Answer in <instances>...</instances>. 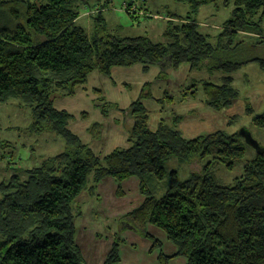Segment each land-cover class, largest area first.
Wrapping results in <instances>:
<instances>
[{
  "label": "trees",
  "instance_id": "16d2710c",
  "mask_svg": "<svg viewBox=\"0 0 264 264\" xmlns=\"http://www.w3.org/2000/svg\"><path fill=\"white\" fill-rule=\"evenodd\" d=\"M140 1L141 7L144 3L136 0L137 8ZM175 2L188 12L176 26L168 25L166 45H153L145 37L110 34L102 16L108 0H0V104L13 101L28 109L32 134L52 133L65 144L61 153L32 168L18 169L0 184V264H81L72 203L89 178L97 183L104 177L139 178L146 196L128 214L129 223L139 231L146 224L159 228L186 264H264V149L224 186L213 170L222 165L232 171L245 157L237 134L216 130L186 140L163 122L150 131L137 99L127 112L132 122L128 146L100 158L69 131V114L52 106L54 94L72 95L94 70L108 75L114 67L136 63L143 68L156 64L176 68L207 62L218 51L228 50L239 33L261 34L264 0ZM210 5L232 8L218 35L226 38L224 46L210 44L196 30L195 17ZM83 14L91 20L90 33L77 24ZM127 15L140 17L136 12ZM141 16L152 19L147 12ZM243 45L241 41L235 46ZM259 63L264 68V60ZM237 65L219 68L229 72ZM231 84V76L221 78L220 84H202L203 100L211 110L225 109L237 99ZM247 116L254 128L264 131V109L259 115L249 110ZM171 157L206 163L181 181L176 171L165 170ZM149 176L169 181L164 195L148 196L143 179ZM166 258L160 255L159 261L164 264ZM117 261L112 249L104 264Z\"/></svg>",
  "mask_w": 264,
  "mask_h": 264
},
{
  "label": "rangeland",
  "instance_id": "374dc122",
  "mask_svg": "<svg viewBox=\"0 0 264 264\" xmlns=\"http://www.w3.org/2000/svg\"><path fill=\"white\" fill-rule=\"evenodd\" d=\"M108 1L110 4L102 16L110 34L119 38L145 37L153 45H166L168 25L176 26L177 19L184 18L188 12L175 0H143L137 10L147 12L152 19L136 18L121 9L129 0ZM217 7L210 5L200 10L195 17L196 30L207 36L210 44L224 46L226 38L218 35L230 19L232 8ZM83 15L77 24L90 33L91 20L87 14ZM168 15L172 17L164 19ZM259 29L260 35L239 33L228 50L218 51L207 62L183 63L176 68L159 64L143 68L136 63L114 67L108 75L94 70L72 95L54 94L52 106L69 114V131L100 158L128 146L132 122L127 112L137 99L148 116L150 131L163 122L186 140H192L216 130L239 136L240 130L246 129L263 150L264 131L254 128L247 116L249 110L259 115L264 109V68L259 63L264 60V45H255L264 42V21L259 23ZM241 41L244 45L236 47ZM224 64L239 65L227 72L219 68ZM225 76L232 77L231 86L238 91L237 99L225 109L213 111L203 100L201 86L204 82L220 84ZM31 121L28 109L19 108L13 101L0 104V184L7 183L18 169L39 165L65 148L63 140L52 133L32 134L28 130ZM241 143L245 146V157L232 171H226L222 165L213 170L224 186L239 177L242 165L254 156V149L243 139ZM205 163L171 157L164 167L167 172L176 171L182 181ZM143 182L148 196L161 197L169 187L167 179L157 182L149 176ZM145 196L136 177L120 181L104 177L97 183L89 178L87 187L72 203L76 214L74 243L81 254V264H104L112 249L118 258L115 264H162L160 255L168 257L164 264H186L184 257L175 255L176 248L159 228L146 224L139 231L129 223L128 214L141 206Z\"/></svg>",
  "mask_w": 264,
  "mask_h": 264
},
{
  "label": "water",
  "instance_id": "95a60500",
  "mask_svg": "<svg viewBox=\"0 0 264 264\" xmlns=\"http://www.w3.org/2000/svg\"><path fill=\"white\" fill-rule=\"evenodd\" d=\"M239 136L245 141L248 146L254 149L256 154H261L263 152L258 143L253 140L250 132H248L246 129L240 130Z\"/></svg>",
  "mask_w": 264,
  "mask_h": 264
},
{
  "label": "built area",
  "instance_id": "2783aa9c",
  "mask_svg": "<svg viewBox=\"0 0 264 264\" xmlns=\"http://www.w3.org/2000/svg\"><path fill=\"white\" fill-rule=\"evenodd\" d=\"M121 9L123 10V11H125L126 13H131V12H136V13H138L140 16L143 14V13H141V12H139L137 9V2H136V0H130V1H128V2H124L123 4H122V6H121ZM154 18H156L155 16H154Z\"/></svg>",
  "mask_w": 264,
  "mask_h": 264
}]
</instances>
